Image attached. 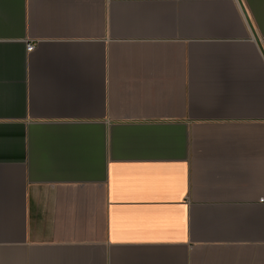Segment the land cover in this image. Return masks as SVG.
<instances>
[{"label": "crops", "instance_id": "1", "mask_svg": "<svg viewBox=\"0 0 264 264\" xmlns=\"http://www.w3.org/2000/svg\"><path fill=\"white\" fill-rule=\"evenodd\" d=\"M0 264H264V0H0Z\"/></svg>", "mask_w": 264, "mask_h": 264}, {"label": "built area", "instance_id": "2", "mask_svg": "<svg viewBox=\"0 0 264 264\" xmlns=\"http://www.w3.org/2000/svg\"><path fill=\"white\" fill-rule=\"evenodd\" d=\"M34 47H35L34 43H31V42L27 43V50L28 51H32L34 49Z\"/></svg>", "mask_w": 264, "mask_h": 264}]
</instances>
